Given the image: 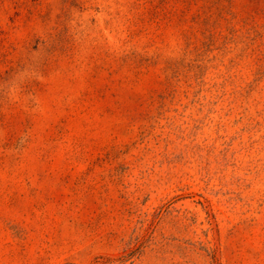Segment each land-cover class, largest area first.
I'll return each instance as SVG.
<instances>
[{
    "label": "rangeland",
    "instance_id": "rangeland-1",
    "mask_svg": "<svg viewBox=\"0 0 264 264\" xmlns=\"http://www.w3.org/2000/svg\"><path fill=\"white\" fill-rule=\"evenodd\" d=\"M0 264H264V0H0Z\"/></svg>",
    "mask_w": 264,
    "mask_h": 264
}]
</instances>
